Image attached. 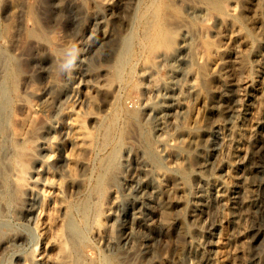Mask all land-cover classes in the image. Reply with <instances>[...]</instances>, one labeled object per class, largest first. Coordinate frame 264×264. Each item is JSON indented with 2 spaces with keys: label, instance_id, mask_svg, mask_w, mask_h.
Wrapping results in <instances>:
<instances>
[{
  "label": "rangeland",
  "instance_id": "obj_1",
  "mask_svg": "<svg viewBox=\"0 0 264 264\" xmlns=\"http://www.w3.org/2000/svg\"><path fill=\"white\" fill-rule=\"evenodd\" d=\"M260 1L246 67L209 93L206 60L164 52L182 29L216 45L213 12L0 0V264H264Z\"/></svg>",
  "mask_w": 264,
  "mask_h": 264
},
{
  "label": "bare ground",
  "instance_id": "obj_2",
  "mask_svg": "<svg viewBox=\"0 0 264 264\" xmlns=\"http://www.w3.org/2000/svg\"><path fill=\"white\" fill-rule=\"evenodd\" d=\"M181 2H182V4H185V6H186V8L187 9H189L190 11H192L193 12V10H195V11H197V10H199V11H201L202 12V9H204L205 11H207V12H205L204 11V14H206V13H209V12H213L215 15H216V17L219 19V21H220V24H221V28L217 31V35H218V42L216 43V45L215 44H213V46H211V47H208V45H206V47L207 48H204L205 46H203L202 44V46H200V44H198L199 45V47L197 48V47H193V42H192V44H190V36H189V34L191 35L192 33L190 32V30H187L186 31V29H185V31L182 29V31L184 32L183 34L181 33V35H183L182 36V38L180 39V41H179V43H178V45L176 46V47H174V48H176L175 50H171L170 48H169V50H168V48L166 47V50L169 52V53H167V51L164 49H161V51L163 50V51H166V53L164 52V55H165V57H164V59H166L167 58V56L169 57V58H174L177 54V51L179 52V50H187V51H189V52H191V54L193 55V56H198V57H201V58H195V59H197V60H199L200 59V61L202 62L203 60H206L207 62V64L206 63H203L204 65H205V67L204 66H202V65H200V67L202 66L203 67V70L199 67V69L198 70H200L201 69V73H200V81L204 84L203 86H205V87H207V89H208V91H209V93L211 92V93H215L216 92V88L218 87V86H224V87H227V86H229V85H234V84H236L237 83V78H236V76H237V74L239 73V70H240V68H241V70H242V67L243 66H245L246 67V62H247V55H246V53L247 52H245L246 50V47L248 46L249 47V45H247L246 47H244V45H246L247 43H249V39H250V30H249V26H250V24H251V26L250 27H252V21H254L255 23H256V21L258 22V20H257V18H256V16H258V13H259V11H260V3H261V1L260 0H205L203 3H204V6H202V7H199L198 8V6L194 3V1L193 0H180ZM201 6V5H200ZM201 9V10H200ZM198 12V11H197ZM198 13H200V12H198ZM213 14V15H214ZM200 15V14H199ZM234 20V21H236L237 23H235V26H233V27H227V26H225V24L226 23H228V21L229 20ZM176 22H178V21H176ZM230 22V21H229ZM253 22V23H254ZM254 23V24H255ZM185 24V23H184ZM177 25H178V23H177ZM179 26V25H178ZM177 26V27H178ZM181 28V27H180ZM181 31V32H182ZM188 32H189V34H188ZM180 35V36H181ZM179 36V37H180ZM192 36H193V34H192ZM252 36V35H251ZM192 39V38H191ZM178 42V41H177ZM175 43V42H174ZM177 44V43H176ZM175 44V45H176ZM174 45V44H173ZM195 45H197V43L195 44ZM210 46V45H209ZM171 47V46H170ZM248 49V48H247ZM160 50V49H159ZM188 52V53H189ZM159 53V52H158ZM157 53V54H158ZM161 53V52H160ZM186 54H188L187 52H185ZM166 54H168L167 56H166ZM156 55V54H155ZM161 55H163L162 53H161ZM190 55V54H189ZM160 56V55H159ZM180 56H181V54H180ZM188 56V55H187ZM192 56V57H193ZM157 57V56H156ZM163 57V56H162ZM161 57V58H162ZM191 57V56H190ZM160 58V57H159ZM171 58V59H172ZM203 58V60H201ZM200 62V63H201ZM204 62V61H203ZM172 64V63H171ZM197 64V63H196ZM202 64V63H201ZM191 66V65H190ZM169 67V66H168ZM193 67V66H192ZM204 68H205V70H204ZM144 69H146V68H144ZM176 69V68H175ZM186 69V68H185ZM246 69V68H245ZM188 70H190V68L188 69ZM191 71H192V69H191ZM190 73V71L188 72V74ZM191 74V73H190ZM196 75H197V73H195ZM198 74H199V72H198ZM240 74V73H239ZM192 75V74H191ZM168 76V75H167ZM169 77V76H168ZM199 76H197V78H198ZM157 78V77H156ZM166 79H168V78H166ZM194 78H192V80H193ZM155 80V79H154ZM191 80V79H190ZM196 79H194L193 81V83H192V81L191 82H189L190 84L192 83V84H194V83H196V82H199V81H195ZM166 82V81H165ZM153 83V82H152ZM151 83V84H152ZM160 83V82H159ZM164 83V82H163ZM162 83V84H163ZM167 83V82H166ZM166 83H164L163 85H165ZM153 84H155V83H153ZM153 84H152V86H153ZM168 84V83H167ZM191 84V85H192ZM161 85V84H160ZM169 85V84H168ZM185 85V84H184ZM201 85V84H200ZM151 86V85H150ZM151 86V87H152ZM189 86V85H188ZM187 86V87H188ZM168 87V86H167ZM157 88V87H156ZM199 88H203V89H205L204 87H199ZM195 89V88H194ZM198 89V88H197ZM218 89V88H217ZM198 90H200V89H198ZM197 90V91H198ZM196 93V92H195ZM214 95V94H213ZM205 98V97H204ZM204 100V99H203ZM205 101V100H204ZM157 103V102H156ZM154 107V106H153ZM156 107V106H155ZM154 107V108H155ZM161 107V106H160ZM30 108V107H29ZM137 112V111H136ZM70 113V112H69ZM72 113V112H71ZM71 113H70V115H71ZM71 116H73V115H71ZM196 116V115H195ZM194 116V117H195ZM75 117V116H74ZM72 118V117H71ZM197 118V117H196ZM73 119V118H72ZM75 119H77V118H75ZM199 119V118H198ZM198 119L197 120H195V118H193V120H195V123H194V121H193V124H197V125H199L198 124ZM77 120H79V119H77ZM73 122H75L76 123V121H74V119L72 120ZM78 122V121H77ZM216 122V121H215ZM200 123V122H199ZM73 124L74 123H72V126H73ZM80 125H81V123H79ZM79 124H77L76 123V126H79ZM201 124V123H200ZM75 126V125H74ZM73 126V127H74ZM75 126V127H76ZM196 126V125H195ZM81 126H79L78 128H80ZM184 127V126H183ZM199 127H200V125H199ZM77 128V127H76ZM188 128V127H187ZM196 128H198V127H196ZM75 129V128H74ZM81 129H82V127H81ZM185 129H186V127H185ZM190 129V128H189ZM193 129V128H192ZM192 129H191V131L190 130H187L186 129V133H187V131L189 132L190 131V133H188L189 134V137L188 138H186L187 139V142H188V144H189V142L190 143H192V142H194V143H196V138H198L199 136H197L198 134L197 133H200L199 131H197L198 129H194V131L196 130V133L194 132L193 133V131H192ZM80 132H82L81 130H79ZM77 132V131H76ZM75 133V132H74ZM185 133V134H186ZM80 134V133H79ZM188 134L186 135V136H188ZM200 135V134H199ZM80 136V135H79ZM79 136H77V137H79ZM81 137V136H80ZM160 137V136H159ZM160 138H162V137H160ZM183 138V137H182ZM185 139V140H186ZM188 139H190L189 141H188ZM184 139H182V141H183ZM184 142V141H183ZM44 143H46V142H44ZM48 143V142H47ZM155 143V142H154ZM150 144V143H149ZM185 144V143H184ZM183 144V145H184ZM79 145V144H78ZM152 145V144H151ZM181 145V144H180ZM149 146V145H148ZM43 147V146H42ZM47 147V146H46ZM49 147V146H48ZM164 147H165V145H164ZM45 148V147H44ZM48 149V148H47ZM49 150V149H48ZM158 150V149H157ZM151 151V150H150ZM47 152V151H46ZM48 154V153H47ZM70 154V153H69ZM154 154V153H153ZM158 154V153H157ZM68 155V154H67ZM43 156H47V155H45V153L43 154ZM45 157H43L44 159H45ZM67 157H69V155L67 156ZM71 158H72V156H70ZM70 157L69 158H67L68 159V162H69V160H70ZM72 159H74V158H72ZM75 159H76V157H75ZM74 159V161H76ZM148 159V158H147ZM43 162V161H42ZM78 162V161H77ZM77 162H72V163H70L71 165L72 164H75V163H77ZM190 164V163H189ZM71 165H69L68 164V169H70L71 167L72 168H74V167H76V166H71ZM192 165V164H191ZM70 166V167H69ZM181 166V165H180ZM161 167V166H160ZM177 167V166H176ZM72 168H71V170H70V174H71V172H74V169L72 170ZM78 168V167H77ZM178 168V167H177ZM75 171H77V170H75ZM184 171V170H183ZM68 173H69V171H68ZM184 173V172H183ZM74 174V173H73ZM73 174H71V175H73ZM162 174V173H161ZM70 175V176H71ZM75 175V174H74ZM158 175V174H157ZM157 178V177H156ZM158 179V178H157ZM28 181H30V180H28ZM31 181H34V178L33 179H31ZM30 181V182H31ZM33 183V182H32ZM161 185V184H160ZM187 187V186H186ZM101 207V206H100ZM99 210V209H98ZM101 210V209H100ZM99 215H100V213H99ZM97 217V216H96ZM98 218V217H97ZM99 218H101V217H99ZM97 221H99L100 223H101V219L99 220V219H97ZM99 222H97V223H99ZM99 223V224H100ZM99 224H97V225H99ZM99 227H101V226H99ZM201 255V254H200Z\"/></svg>",
  "mask_w": 264,
  "mask_h": 264
}]
</instances>
